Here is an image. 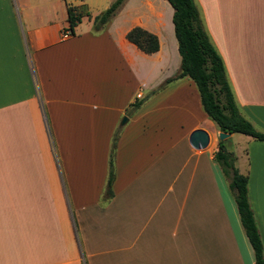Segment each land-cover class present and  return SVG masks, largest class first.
I'll return each instance as SVG.
<instances>
[{"label": "crops", "instance_id": "0c3cea01", "mask_svg": "<svg viewBox=\"0 0 264 264\" xmlns=\"http://www.w3.org/2000/svg\"><path fill=\"white\" fill-rule=\"evenodd\" d=\"M111 1L0 0V264H252L193 80L159 87L180 61L170 3L123 0L95 29ZM195 1L239 112L264 131V0ZM136 25L156 50L125 37ZM242 152L264 255V140L245 134Z\"/></svg>", "mask_w": 264, "mask_h": 264}, {"label": "trees", "instance_id": "16d2710c", "mask_svg": "<svg viewBox=\"0 0 264 264\" xmlns=\"http://www.w3.org/2000/svg\"><path fill=\"white\" fill-rule=\"evenodd\" d=\"M172 7L171 20L180 56L178 71L167 77L159 87L182 76L191 78L196 86L199 101L207 117L219 131L241 132L256 139L264 140V131L256 129L238 110L223 60L205 30L199 9L194 0H167ZM123 0H112L107 7L93 17V27L98 29L107 21ZM80 18V13L67 6L68 26L72 27ZM125 37L145 52L158 48L155 34L133 26ZM142 100V99H141ZM141 100L130 103L129 111L136 108ZM117 130L113 133L108 156V173L102 197L111 195L110 184L113 178V150ZM225 140L218 139L213 151V161L217 163L227 179V186L233 196L239 221L253 251L252 264H264L262 243L247 197V176L235 166V154L225 147Z\"/></svg>", "mask_w": 264, "mask_h": 264}, {"label": "water", "instance_id": "95a60500", "mask_svg": "<svg viewBox=\"0 0 264 264\" xmlns=\"http://www.w3.org/2000/svg\"><path fill=\"white\" fill-rule=\"evenodd\" d=\"M125 116L122 117V120H125ZM228 135V132L218 131V139H223ZM207 132L200 127L192 129L188 134V142L191 146L195 148L204 147L208 142Z\"/></svg>", "mask_w": 264, "mask_h": 264}, {"label": "rangeland", "instance_id": "374dc122", "mask_svg": "<svg viewBox=\"0 0 264 264\" xmlns=\"http://www.w3.org/2000/svg\"><path fill=\"white\" fill-rule=\"evenodd\" d=\"M194 2H196V1L194 0ZM244 139H245V134H243L241 132H232L231 136L228 137L226 139V142L224 143L225 147L228 150H231L235 155H237V158L240 161V162H238L239 165L242 162V153H243L242 151H243V146H244ZM234 164H235V162H234Z\"/></svg>", "mask_w": 264, "mask_h": 264}, {"label": "built area", "instance_id": "2783aa9c", "mask_svg": "<svg viewBox=\"0 0 264 264\" xmlns=\"http://www.w3.org/2000/svg\"><path fill=\"white\" fill-rule=\"evenodd\" d=\"M69 32L70 31H65L64 33H63V36H66V35H68L69 34ZM140 95V93H137V96H139Z\"/></svg>", "mask_w": 264, "mask_h": 264}]
</instances>
